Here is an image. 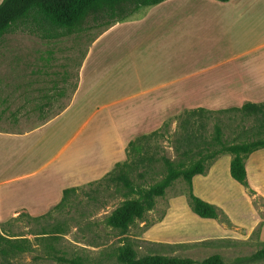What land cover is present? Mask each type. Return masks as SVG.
Instances as JSON below:
<instances>
[{"label":"rangeland","instance_id":"rangeland-1","mask_svg":"<svg viewBox=\"0 0 264 264\" xmlns=\"http://www.w3.org/2000/svg\"><path fill=\"white\" fill-rule=\"evenodd\" d=\"M154 7L141 8L120 23L58 39H44L40 34L23 30L21 25L0 39V132L3 137L18 133V130L39 129L66 110L46 126L49 127L45 133L58 131L51 143L44 139L28 149H12V143L0 149L4 173H12L18 168L12 166L10 169L9 164L20 155L30 156L28 170L37 168L72 136L67 148L59 154L60 157L58 155L59 160L43 174L49 170L52 176L51 169L62 161H65L67 169L74 166L82 169L90 165L92 170L84 171L87 175H97L100 169L104 170L102 177L77 186L79 190L71 193L63 206L52 208L46 215L29 217L21 213L19 217L4 220L2 224H9L11 231L28 238L34 249L8 264H71L70 261L118 264L116 253L123 244L130 245L138 258L159 254L202 261L218 255L225 264H264V260L253 258L264 245V149L246 160L248 189L230 178L228 155L218 157L206 167L203 175L193 179L194 194L216 207L218 216L214 220L199 218L190 210L187 186L182 180H177L163 197L156 200L153 210L142 220L134 222L125 235H119L104 223L123 200L122 192H117L112 183H107L105 176L116 163L122 162H115L108 169L109 160L122 158L124 151L126 155V148L123 150L122 146L131 139L128 141L123 137L125 132L121 129L119 132L117 128L131 124L123 121L129 119L125 112L134 101L108 104L135 88L158 83L160 77L164 80V73L157 75L153 71L160 64L170 59L174 63L176 59L174 53L177 49L170 38L173 33L170 30L176 25L169 17L168 7L158 9L150 17L151 12L148 13L144 23L139 21ZM177 27L183 33L188 29L185 24ZM110 28V32H115L114 36H104ZM263 28L259 22L256 31L261 34ZM126 34L131 39H125L124 43L121 35ZM118 37H121L120 43L116 41ZM123 50L126 53L121 55L110 73L95 79L99 81L96 93L87 91V87L82 90L84 79L90 78L94 70L106 67L115 53ZM256 55H260L259 62L264 63V57L261 59L264 49ZM180 67L181 70L185 68L182 64ZM244 78L246 83L251 81L247 75ZM80 88L82 95L75 97ZM73 100L76 103L70 106ZM241 102L264 103V89L244 90ZM104 104L108 106L102 107ZM241 104L220 108L240 107ZM187 110L192 108L184 109L163 122L154 120L152 116L147 118L144 135L160 128L162 132L166 131L162 138L158 136L148 141L156 147L158 154L171 160L178 159L170 136L177 130L176 117ZM221 118L227 120V117ZM165 122H168L167 129L162 127ZM227 123L231 129L226 133L230 137L235 122L227 120ZM52 185L56 186L55 183ZM51 190H54L52 186ZM55 226L61 227L63 233L53 237L52 228ZM42 229L51 236H47L45 241L34 240L30 233Z\"/></svg>","mask_w":264,"mask_h":264},{"label":"crops","instance_id":"crops-1","mask_svg":"<svg viewBox=\"0 0 264 264\" xmlns=\"http://www.w3.org/2000/svg\"><path fill=\"white\" fill-rule=\"evenodd\" d=\"M258 1L165 0L153 6L152 10H148L142 16L139 21L144 23L148 13L151 12L150 17L158 9L168 7L169 17L173 25H176L170 30H173L170 38L174 40V48L177 49L174 53L176 59L174 63L170 59L160 64L153 71L157 75L164 73L166 75L164 80L160 77L158 83L135 88L136 90L108 104L134 101L125 112L129 119L123 121V123L131 124L117 128L119 132L120 129L125 132L123 137H127L129 141V139L137 138L136 136L144 135L146 121L150 116L158 122H163L184 109L209 108L208 110L213 111L226 109L220 107L242 103L244 90L264 89V63L259 62L260 55L255 56L260 49H264V28L261 34L256 31L259 22L264 25V2ZM183 24L188 25L184 33L177 27ZM112 29L110 28L104 36L111 34L114 36L115 32H110ZM128 35H121L124 43H126L125 39H131ZM121 37H118L116 41L118 42ZM125 53V50L115 53L106 67L94 70L90 78L83 80L86 83L85 87V83L81 82L82 90L87 87V91L93 90V93H96L99 86V81L95 80L97 76L102 77L110 73L115 63ZM263 57L264 55L261 59ZM180 64L186 69L181 70ZM244 75L251 80L249 83L245 82ZM81 88L75 97L82 95L79 93ZM150 94L154 95L141 99ZM74 100L70 106H74L73 104L76 103ZM108 105L104 104L102 107ZM65 111L48 120L39 129L18 130V133L4 137L0 132V149L11 143L12 149L20 147L28 149L30 145L41 143L44 139L51 143L58 131L45 133L49 127L46 128V126ZM72 139L73 136L66 143L60 144L52 157L50 155L46 162L32 170H28L30 164L27 162L30 156L27 154L17 156L9 164L10 169L12 166L18 167L14 172L4 173L3 155L0 153V224L4 220L21 216V213L29 217H42L60 202L65 189L76 188L103 176L104 170L102 169L97 175L85 174L84 171L92 170L90 165L82 169L76 166L67 169L65 161L51 169L52 176L49 170L48 173L43 174L44 170L49 169L59 160L58 155L63 153L62 151L67 148ZM127 144L122 146L123 150L127 148ZM31 152L35 153L34 150ZM125 158L124 151L122 158L116 161L114 157L111 158L107 163V168L113 167L115 162H123ZM54 183L56 186L52 185ZM51 186L54 190H51Z\"/></svg>","mask_w":264,"mask_h":264},{"label":"trees","instance_id":"trees-1","mask_svg":"<svg viewBox=\"0 0 264 264\" xmlns=\"http://www.w3.org/2000/svg\"><path fill=\"white\" fill-rule=\"evenodd\" d=\"M165 0H2L0 3V39L15 31L19 25L44 39H58L95 27L120 23L141 8L151 7ZM228 2L229 0H214ZM235 122V129L227 136L231 127L227 120ZM177 130L170 136L177 160H171L152 147L151 139L164 136L160 129L137 137L127 144L126 158L116 163L105 176L116 191L122 192L120 205L104 220L106 227L125 235L134 222L142 220L153 210L156 200L177 180L187 186V201L190 210L199 218L214 220L218 213L214 205L203 201L193 192V179L205 173L206 167L221 155L230 156V178L248 189L247 158L264 149V103H244L217 111L196 108L176 117ZM249 122V126H246ZM211 126V128H210ZM162 127L167 129L168 122ZM210 129V130H209ZM157 179V180H156ZM78 188L63 191L62 199L54 207L67 202ZM10 225H0V263L8 264L22 255L33 252L32 242L20 233L10 230ZM53 237L62 234L59 226L52 228ZM45 229L30 233L34 240L45 241L51 236ZM264 260V245L254 255ZM118 264H225L214 255L202 261L187 258L167 257L159 254L138 258L128 244L120 246L116 253ZM71 264H80L70 261Z\"/></svg>","mask_w":264,"mask_h":264}]
</instances>
